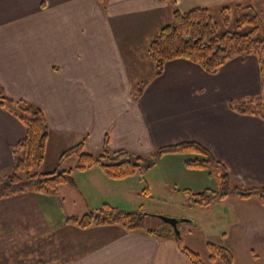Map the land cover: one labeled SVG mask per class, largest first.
Here are the masks:
<instances>
[{
	"label": "crops",
	"instance_id": "crops-1",
	"mask_svg": "<svg viewBox=\"0 0 264 264\" xmlns=\"http://www.w3.org/2000/svg\"><path fill=\"white\" fill-rule=\"evenodd\" d=\"M253 2L260 8L264 0H105L103 6L96 0H0V95L43 114L48 138L39 172L73 168L76 157L61 156L80 143L93 155L106 150L145 157L193 141L211 152L219 166L210 169L221 175L225 170L232 185L264 187V117L241 114L231 105L262 93L257 59L235 57L214 74L178 59L165 62L155 75L147 54L176 10L211 12ZM10 109L0 103V178L10 172L12 150L25 136ZM167 157L174 159L165 165L169 181L160 183L171 197L180 195L182 189L175 188L180 183L194 192L219 189L220 177L211 188L195 176L210 169H188L180 155L160 159ZM142 175L112 179L93 166L73 170L55 194L0 199V248L8 249H0V264H20V246L26 245L20 240L33 229L38 230L33 246L52 249L45 264H191L171 238L118 226L79 229L66 222L104 205L142 211L138 200L147 195L137 179ZM198 209L204 212L195 222L213 238L205 243L227 248L234 264L242 257L256 264V247L264 250V206L257 198L230 194ZM7 214L15 224L8 237L2 219ZM204 257L203 264L217 262Z\"/></svg>",
	"mask_w": 264,
	"mask_h": 264
},
{
	"label": "trees",
	"instance_id": "trees-1",
	"mask_svg": "<svg viewBox=\"0 0 264 264\" xmlns=\"http://www.w3.org/2000/svg\"><path fill=\"white\" fill-rule=\"evenodd\" d=\"M96 1L101 6L105 2V0ZM219 17L224 27L233 22L236 31L219 34L216 24L212 21L211 12L205 8H193L184 13L174 11L172 23L163 27L147 48L148 57L154 65L155 75L161 73L165 62L178 59L198 65L207 74H214L235 57L254 56L262 74V93L251 101L231 103V105L241 114L264 117V3L259 10L252 6L222 8L219 11ZM232 17H234L233 21ZM0 103L11 108L10 110L25 128L24 138L12 150L13 163L10 172L0 179V198L24 191H33L40 195L55 194L60 185L70 182L73 170H85L93 166L101 167L112 179L142 175L164 155L183 156L184 165L192 170H208L212 166H219L206 147L193 141L159 148L146 158L126 151L104 150L99 155H93L87 153L83 144L80 143L61 156V160L68 156H75L76 163L73 168L58 169L52 173L43 174L39 172V168L44 160L48 138V128L43 114L37 107L23 101L13 102L1 95ZM146 189L144 192L147 194ZM178 192L187 197L188 207L207 208L224 200L230 194L241 200L250 199L256 194L258 204L264 206V187L245 188L232 185L225 170L220 176L218 190L204 189L194 192L183 189ZM142 212H122L104 205L80 217H69L66 222L79 229L118 226L125 232L145 231L157 237L168 238L167 235H160L157 230L147 229L144 224L146 214ZM170 238L191 264H203L197 253L183 245L179 235L173 233ZM205 248L211 262L234 264L233 255L227 248L212 242H206Z\"/></svg>",
	"mask_w": 264,
	"mask_h": 264
},
{
	"label": "rangeland",
	"instance_id": "rangeland-1",
	"mask_svg": "<svg viewBox=\"0 0 264 264\" xmlns=\"http://www.w3.org/2000/svg\"><path fill=\"white\" fill-rule=\"evenodd\" d=\"M253 7H255L257 10L261 8H257L256 2H253ZM232 7V6H230ZM211 9V15H212V21L213 23L216 24L217 27V32L219 34L223 32H235L236 29L233 25V22L230 23L227 27H224L221 22H220V17H219V10L216 7L210 8ZM233 15V14H232ZM234 20V17H232V21ZM147 77V73L143 75V78ZM148 156H145L146 158ZM169 158V159H168ZM161 160V159H160ZM158 160L154 166L146 169V172L141 176L137 177V179L142 183V188L147 187V195L145 197H142V199L138 200V203H140L138 206H141L140 209H142V213L146 214L145 217V227L147 229L151 230H157L160 235H167L168 238L172 237L173 233L178 234L181 239L183 240V245L190 249L191 251L197 253H202L199 257L201 260L206 261V258L204 257L206 252L205 248V242L207 239H213L211 236V232H206L205 228L204 230H200V228L203 229V227L198 226L197 222H199V216L203 215L204 211H200L198 207H188L187 206V197H185L182 194H178V196H170V194L166 190V186L164 184L161 187V180L164 181H169V177L167 176V169L165 165L169 164L171 165V161L173 162L172 157H167L163 160ZM203 172L202 170H197V172ZM210 175H208V173ZM193 175V174H192ZM7 176V175H5ZM5 176L1 177L4 178ZM197 178L198 176H203L204 180L208 183L209 187L213 188L214 187V182L216 183L217 180H219V177L221 174L215 170V169H210L209 171H206L204 173H196L195 175ZM209 178V180L206 178ZM0 178V179H1ZM206 178V179H205ZM134 180V179H133ZM174 186H172L173 188ZM183 183L177 184L175 188H182ZM215 188V189H214ZM213 190H218L217 187H214ZM28 192H32L35 194H38L33 191H24L12 196H7L3 197L0 199H8L13 196H17L20 194H26ZM40 195V194H38ZM42 195V194H41ZM253 197L257 198V195H253ZM204 210V209H202ZM9 213H11L12 209L8 210ZM207 213H205L206 215ZM3 225L4 229H7L5 231V234L8 237V234H10L9 227H14L13 223V218L11 216H4L3 218ZM165 219H174V220H179V223L176 225V228L173 229L167 223L164 221ZM194 220V223L192 224L191 221ZM190 221V223H188ZM39 223V222H38ZM17 227V226H16ZM200 227V228H199ZM28 230L29 227L27 226ZM20 229V227H19ZM173 230V231H172ZM38 230L33 229L30 231L29 235H24L28 236L27 238H24L23 240H20V242L26 244L25 246H20V254H21V260L20 264H45V260L48 258V251L50 252L52 249L50 247H40V246H33L34 241L37 237ZM264 234V232H262ZM40 240L41 239L37 238ZM12 240V239H11ZM0 248L1 250L5 249ZM16 248V247H15ZM197 251V252H196ZM8 252V249L6 248V253ZM199 252V253H198ZM204 253V254H203ZM256 253H260L259 259L256 258V264H264V250L262 248L256 247ZM28 257V259H27ZM203 257V258H202ZM11 264V263H10ZM212 264H220L218 261L216 263ZM235 264H247L245 261V258L242 257L239 260L235 262Z\"/></svg>",
	"mask_w": 264,
	"mask_h": 264
},
{
	"label": "water",
	"instance_id": "water-1",
	"mask_svg": "<svg viewBox=\"0 0 264 264\" xmlns=\"http://www.w3.org/2000/svg\"><path fill=\"white\" fill-rule=\"evenodd\" d=\"M164 221L167 223V225H169L173 229H175L176 225L179 223V220H174V219H165ZM188 223H190V222H188ZM176 235H178V234H176Z\"/></svg>",
	"mask_w": 264,
	"mask_h": 264
}]
</instances>
